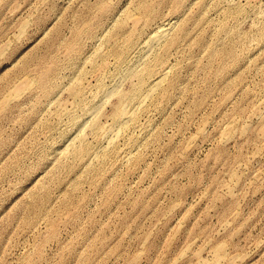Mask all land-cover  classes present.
I'll return each instance as SVG.
<instances>
[{
    "label": "rangeland",
    "instance_id": "obj_1",
    "mask_svg": "<svg viewBox=\"0 0 264 264\" xmlns=\"http://www.w3.org/2000/svg\"><path fill=\"white\" fill-rule=\"evenodd\" d=\"M0 264H264V0H0Z\"/></svg>",
    "mask_w": 264,
    "mask_h": 264
},
{
    "label": "bare ground",
    "instance_id": "obj_2",
    "mask_svg": "<svg viewBox=\"0 0 264 264\" xmlns=\"http://www.w3.org/2000/svg\"><path fill=\"white\" fill-rule=\"evenodd\" d=\"M167 31H168V29H159L154 35H156L157 38H160L161 36H164L165 33H167ZM127 98L130 99L131 96L126 97V99ZM133 116H134V113H133L132 109L128 108L127 103H126V104H122L114 113V118L117 120L116 122L118 123V128H115V127H112V126L111 127H102V126H100L99 123H97V122L93 123L92 120L90 121L89 118H88L89 120L87 119L88 121H86V123L84 122L83 125H86V127H87V125H88L87 123L90 122V126L89 127L92 130L97 129L98 133H102V134L104 133L105 136H107L106 135L107 132L113 131V133H115L114 136L115 137L118 136L117 138H119V135H121L122 133H125V132H123V130L127 127L129 121H131L133 119ZM81 129H82V127H81ZM113 133H111V134H113ZM82 134H83V132H82ZM112 136L110 135L109 140H112V142H114V140H115L114 138L115 137L112 139ZM85 149H86V147H84L82 144H80V145L74 147L72 149V152L75 155H82L84 153Z\"/></svg>",
    "mask_w": 264,
    "mask_h": 264
}]
</instances>
